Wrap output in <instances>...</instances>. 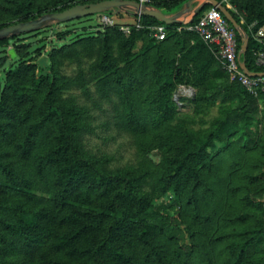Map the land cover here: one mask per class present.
Segmentation results:
<instances>
[{
  "label": "trees",
  "instance_id": "1",
  "mask_svg": "<svg viewBox=\"0 0 264 264\" xmlns=\"http://www.w3.org/2000/svg\"><path fill=\"white\" fill-rule=\"evenodd\" d=\"M37 1L3 0L1 10L17 18L19 23L61 12L78 4L102 0H83L79 3L76 0H45V4H38ZM187 1L149 0L150 4L165 13L180 10ZM218 1L249 34L248 50L242 56L247 68L250 72L263 73L264 65L258 64L256 58L264 52V39L262 42L258 40L256 33L264 27V0ZM209 8L211 6H206L191 25ZM233 8L245 13L244 21ZM106 15L113 17L112 13ZM117 16L122 18L125 14ZM142 19L146 23H161L151 17ZM77 20L0 40V195L14 194L25 201H36V177L47 178L53 192L48 198L52 203L50 208L33 212L22 208L18 220H10L6 216V213H16V208L0 200V226L7 232L5 236L0 234V239L12 236L18 242L25 243L27 248L45 246L46 250L40 253L37 264H138L133 255V249L138 245L149 246L159 256L155 244L158 235L177 243L180 250L190 256L195 250L194 234L172 212V204L166 200L157 202V194L145 190L143 176H135L129 169L107 172L98 162L81 152L80 138L88 125L83 121L82 113L59 102L61 89L45 63H30L42 55L47 47L49 58L64 47L93 49L97 35L104 34V52L96 80L101 91H105L113 77L123 83L121 73L111 61L109 46L110 33L122 34L118 27L100 29L84 36L67 28L69 23ZM253 23L257 24L250 28ZM6 26L1 24L0 28ZM59 27L62 30L48 38V33ZM165 27L169 34L167 40H173L180 58L160 55L156 61L151 75L154 86L140 97L150 125L159 128L175 118L177 107L172 95L180 84L203 87L206 92L202 99L217 101L224 107L222 117L209 130L196 134L178 128L174 134L162 135L163 148L152 154L151 159L159 165V194L171 193L177 202L188 188L201 186V176L211 166L218 152V143L223 144L222 150L234 141L250 151L259 146L261 138L256 125L264 109V94L255 98L241 84L230 81L213 47L196 32L179 24ZM236 36L240 50L242 40L237 32ZM134 38L125 42L129 49L126 52L128 58L133 56L131 46ZM160 45L150 39L144 52L159 49ZM36 67L38 76L34 72ZM28 77L35 90L43 91L42 105L38 109L42 116L39 122L26 123L30 109L20 116L21 104L32 99L26 86ZM136 90L140 92L141 87H136ZM208 90L211 91L209 95ZM127 115L133 130H145L146 124L140 121L131 103L127 107ZM18 122L22 134L19 141L17 139L16 155L24 159L33 158L31 164L35 176L26 175L16 155L1 149L3 142L14 145L16 137L13 131L18 128ZM50 126H54V130L49 145L42 153L33 154L36 142ZM258 178L264 180V172ZM246 200L253 207L255 225L244 227L236 233L229 246L230 257L226 264H264V189L252 192ZM240 220H246V216ZM159 260L165 264L161 256Z\"/></svg>",
  "mask_w": 264,
  "mask_h": 264
},
{
  "label": "rangeland",
  "instance_id": "2",
  "mask_svg": "<svg viewBox=\"0 0 264 264\" xmlns=\"http://www.w3.org/2000/svg\"><path fill=\"white\" fill-rule=\"evenodd\" d=\"M81 1L83 0H76L78 3ZM37 2L45 4L46 1ZM2 3L3 0H0V25L16 24L17 18L1 10ZM233 10L244 21L245 13L236 8ZM112 19L122 34L110 33L111 61L121 73L120 80L123 83L113 77V81L105 91H101L100 84L96 80L104 52V34L97 35L93 49L74 50L64 47L53 58H49V47H47L42 55L35 57L30 63L37 65L45 63L55 75L57 85L61 89L59 102L72 106L82 113L83 121L88 125L80 138L81 152L90 160L92 158L98 162L107 172L116 173L129 169L135 176H143L146 182L145 190L157 194L155 198L157 202L166 200L172 204V212L190 227L195 243V250L190 256L184 254L177 243L158 235L155 242L156 249L165 264H226L230 257L229 246L236 233L244 227L255 225L254 210L247 202V196L254 191L264 189V180L258 178L264 172V109L256 125L261 139L255 150H247L235 141L222 150L223 144L218 143L216 145L218 152L211 166L201 176L203 182L201 186L188 188L177 202L171 193L159 194L157 184L159 165L151 157L154 152L163 148L161 136L174 134L178 128L202 134L222 117L224 107L217 101L202 99V95L206 92L203 87L180 84L172 95L177 107L175 118L165 126L153 128L140 103V97L154 86L151 75L158 57L164 55L179 59L178 48L173 40H167L168 30L164 40L156 37L160 34V27L163 26L161 23H146L143 19L139 21L127 14L122 18L113 15ZM124 25L130 26L129 31L121 29ZM108 27L112 26L104 24L98 14L71 22L67 28L89 36ZM61 30L62 28L59 27L55 31H50L48 38ZM133 36L135 37L131 46L133 56L128 58L126 52L129 49L125 46V42ZM150 39L161 44L160 48H153L145 53L144 47ZM261 58L260 54L257 55L258 63H262ZM34 72L38 76L37 67L34 68ZM26 86L32 99H27L21 104L20 116L24 115L26 109H30L26 123L39 122L42 116L38 109L42 105L43 91L35 90L30 77ZM122 87L124 89H121ZM136 87H141V91L137 92ZM210 92L208 90L207 94L209 95ZM130 103L134 105L135 114L140 121L146 124L144 131L133 130L127 115V107ZM17 124H19L18 128L13 131L16 137L14 145L1 143V149L13 155L17 154V139L19 141L22 134V127L19 122ZM53 130L54 126H50L43 132L34 146L33 154L42 153L47 148ZM16 159L21 162L26 175L35 176L34 166L31 164L32 157L24 159L16 155ZM47 181V178H35L36 201H25L14 194L0 195L1 202L14 206L17 211L9 215L6 213V216L10 220H18L23 209L33 212L41 208H50L52 203L48 198L53 192ZM242 216H246V220L241 221ZM0 234L5 236L7 232L1 227ZM45 250V246L27 248L25 243L18 242L12 236L2 238L0 264H37L40 253ZM133 255L138 264H162L159 256L149 246H136Z\"/></svg>",
  "mask_w": 264,
  "mask_h": 264
},
{
  "label": "water",
  "instance_id": "3",
  "mask_svg": "<svg viewBox=\"0 0 264 264\" xmlns=\"http://www.w3.org/2000/svg\"><path fill=\"white\" fill-rule=\"evenodd\" d=\"M206 6L216 7L239 34L242 45L238 53L241 69L250 77L264 76L263 73L250 72L242 56L246 54L249 45V34L244 27L237 22L233 14L218 0H189L182 8L173 13H165L158 7L135 0H102L89 4H78L61 12L44 14L39 18L26 22H19L0 28V40L32 33L72 20H77L98 14L112 13L113 15L127 14L130 16H142L154 18L165 25H191L194 18L201 13Z\"/></svg>",
  "mask_w": 264,
  "mask_h": 264
},
{
  "label": "built area",
  "instance_id": "4",
  "mask_svg": "<svg viewBox=\"0 0 264 264\" xmlns=\"http://www.w3.org/2000/svg\"><path fill=\"white\" fill-rule=\"evenodd\" d=\"M143 3H150L149 0H140ZM229 2L228 0H225ZM102 22L106 25L115 26L112 17L102 14ZM139 21L142 16L137 17ZM257 23H253L250 28H254ZM130 26H121L123 31H129ZM187 30L196 32L199 37L213 47L214 53L223 64V68L227 73L230 81L238 82L242 87L253 97L258 98L264 94V76L250 77L240 67L238 58V42L236 31L231 24L223 16V14L216 7H211L204 11L194 25L186 26ZM159 35L156 37L164 40L167 35V28L165 25L160 27ZM181 31L182 28H179ZM256 38L261 42L264 39V28H260L256 33ZM262 63L264 65V52L260 53Z\"/></svg>",
  "mask_w": 264,
  "mask_h": 264
},
{
  "label": "crops",
  "instance_id": "5",
  "mask_svg": "<svg viewBox=\"0 0 264 264\" xmlns=\"http://www.w3.org/2000/svg\"><path fill=\"white\" fill-rule=\"evenodd\" d=\"M229 5V4H228ZM230 6V5H229Z\"/></svg>",
  "mask_w": 264,
  "mask_h": 264
}]
</instances>
